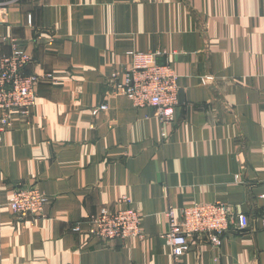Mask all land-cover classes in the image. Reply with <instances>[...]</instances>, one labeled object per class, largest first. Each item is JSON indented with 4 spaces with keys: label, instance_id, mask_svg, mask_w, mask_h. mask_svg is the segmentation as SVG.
<instances>
[{
    "label": "crops",
    "instance_id": "obj_1",
    "mask_svg": "<svg viewBox=\"0 0 264 264\" xmlns=\"http://www.w3.org/2000/svg\"><path fill=\"white\" fill-rule=\"evenodd\" d=\"M0 4V55L18 43L27 74L54 78L40 82L30 117L0 133V264H264V0ZM154 51L179 75L167 140L154 108L114 95L131 53ZM26 186L49 198L42 217L10 210ZM197 203L229 206L250 227L233 225L218 247L192 237L176 262L164 214L181 219ZM127 207L143 240L88 234L90 216Z\"/></svg>",
    "mask_w": 264,
    "mask_h": 264
},
{
    "label": "built area",
    "instance_id": "obj_2",
    "mask_svg": "<svg viewBox=\"0 0 264 264\" xmlns=\"http://www.w3.org/2000/svg\"><path fill=\"white\" fill-rule=\"evenodd\" d=\"M5 10L6 6L0 4V15ZM162 55L161 51L131 53L132 61L122 78L114 75L112 81L114 95L128 98L136 108L155 109L162 126V138L167 140V129L174 124L175 110L180 103V88L175 68L158 63ZM30 64V56L18 43L12 44L10 54L0 55V133L11 127L14 118L27 120L36 107L40 82L54 81L52 75L27 74ZM108 110V105H102L93 109V115ZM49 202L37 186H26L14 191L8 206L15 217L22 220L42 217ZM120 203L128 206L129 197H123ZM164 216L169 223L165 238L176 262L190 250L192 237H205L209 244L218 247L233 225L240 231L250 227V220L245 214H235L229 206L221 203H197L185 207L181 219L173 208H169ZM88 224V234L103 242L145 238L141 215L129 207L115 211L102 208L97 215L90 216ZM75 231L80 232L79 226Z\"/></svg>",
    "mask_w": 264,
    "mask_h": 264
}]
</instances>
